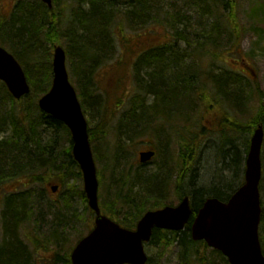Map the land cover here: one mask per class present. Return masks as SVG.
Segmentation results:
<instances>
[{
  "label": "trees",
  "instance_id": "obj_1",
  "mask_svg": "<svg viewBox=\"0 0 264 264\" xmlns=\"http://www.w3.org/2000/svg\"><path fill=\"white\" fill-rule=\"evenodd\" d=\"M177 1L187 0H170L167 5L163 4L158 8L176 11L179 8ZM211 1L217 11L214 13V20L210 16L213 14L212 7H209ZM211 1L188 0L186 4L194 8L196 15L193 17L196 27L190 26L194 28L191 30L185 17L180 15L163 17L160 14L149 20L153 10L150 8H154L157 0H53L52 9L42 0H14L11 13H0V46L20 62L31 87L29 95L16 100L0 81V190L9 181L19 183L16 191L0 200V226L3 235L0 264H34L35 254L41 243H45L46 248L54 246L58 250L53 264H72L71 251L94 226L95 215L88 207L82 186H77L83 176L73 158L71 133L61 121L42 112L38 106L39 100L52 87L55 45H60L67 51L70 80L78 92L83 112L87 115L92 110H98V122L89 126V136L96 162L99 163L101 159L106 161L104 171L111 173V187L108 190L110 195L103 199L100 194L103 212L123 227L135 229L147 211L175 205L176 200L168 201L164 198L166 184L171 179L165 159L159 160L155 170L148 171L144 168L149 164L135 165V159L131 155L132 145L142 137L151 138V133L156 129L170 130L177 137L180 154L179 160H175L179 180L174 193L177 200L190 195L194 212L181 233L154 230L147 247L165 251L177 245L180 249L179 264H229L220 252L210 249L205 242L194 241L191 227L205 200L216 197L226 201L233 193V189L229 192L230 184L234 186V183H229L225 188L227 190L213 185L197 186L196 159L199 147L196 129L200 125L201 111L191 113L190 118L196 115L188 128L179 124L185 118L174 113L175 106L186 101L189 106L201 105L202 108L216 99L214 93H236L243 89L246 82L243 74L225 66L226 63H222L223 70L220 73L213 69V62L225 52L239 54L243 29L232 7L233 1ZM220 8L223 9L222 12ZM136 17L143 28L149 25L167 28L171 37L167 43L150 45L153 48L142 47L146 52L141 54L132 67L138 88L145 94L139 100L133 97L132 107L121 119L119 135L112 137L109 128L114 112L108 106L110 92L101 90L97 76L99 69L107 64L104 59L112 54L115 47L116 30L120 22L131 26ZM179 41L188 42L191 46L189 51L197 52L199 63L205 68L202 75L196 74L191 66L188 58L192 55H185V51L177 47ZM184 62L187 69H183ZM142 73L144 77L141 80ZM167 73H171V76ZM192 74L195 77H187ZM253 89L260 97L261 105L246 123L245 130L251 132L257 125L264 126V90L257 84ZM166 93L176 94H172L167 100ZM200 93L204 94L205 99L199 98ZM146 96L154 97L158 100L157 105L167 106L166 109L160 111L159 108L152 107L151 112V104L145 106ZM163 111H167L165 119L168 120L165 124L159 121ZM151 116L156 121L152 122ZM173 116H178L179 120L174 121ZM58 132L60 133L57 134ZM101 145L106 146L107 156L99 154L98 147ZM227 156L224 155V161ZM185 157L189 158V162L182 160ZM231 159V163H224L217 172L223 174L232 168L236 175L240 168V158L238 159V154H233ZM155 164L153 161L152 165ZM187 165L190 166L189 169H186ZM101 173L103 176V171L98 169V177H101ZM50 178H54L64 189L59 201H46L47 189H39ZM72 180L75 185L71 186ZM99 181L101 183L103 179L101 181L99 178ZM261 191L263 212L260 238L264 252V179ZM75 198L84 203L82 212L76 207ZM44 205L47 213L52 215V220L46 219L48 214L43 210ZM85 212L91 219H84ZM45 220L51 226L50 231L38 234ZM81 222L88 228L87 234L80 235L73 247L64 251L63 240L68 237L67 232L75 229L77 223L79 225ZM202 251L206 254H202ZM148 264H152L151 258Z\"/></svg>",
  "mask_w": 264,
  "mask_h": 264
},
{
  "label": "rangeland",
  "instance_id": "obj_2",
  "mask_svg": "<svg viewBox=\"0 0 264 264\" xmlns=\"http://www.w3.org/2000/svg\"><path fill=\"white\" fill-rule=\"evenodd\" d=\"M210 2L211 0H207ZM170 2V0H157V4L154 5V8L152 10L151 18L149 20H152L156 17H158L160 14L161 16L165 15H171V16H183L185 17V21L187 20V23L190 26L196 27L193 22V17H195V10L192 9L186 2L177 1V6L179 7L176 11L175 10H169L168 8L159 9V6L167 5ZM205 4H203L204 6ZM232 7L234 9V12L236 13L237 20L240 22V25L243 29L242 34V40H241V49L239 50V54H236V52L233 51H227L224 53V55L216 62H213L215 66L213 69L216 73L222 72V63H226L225 66L232 68L236 72H240L243 74L246 78V82L243 89L237 90L236 98L234 101V104L230 103L231 109H229V116L231 120L234 122L240 123V125L243 127L247 121L252 118V116L255 114V111L259 108L261 105L260 103V97L255 93L253 87L255 84L257 86H260L264 90V0H234L232 3ZM156 6V8H155ZM14 7V0H0V13H11L12 9ZM208 5L206 4L205 8H207ZM209 7H212L213 14L211 13L210 16L215 18L214 13H217L215 10V5L212 3L209 4ZM207 10V9H206ZM222 8H220V12H222ZM188 18H192V20H189ZM136 21H133L131 26H127L125 23L120 22V25L118 26L116 30V42L115 47L112 51V54L107 56L108 58L104 59L107 63L105 66L101 67L98 71L97 79H99L100 88L103 92L105 90H108L109 93V102L108 106L110 108V111L114 112V117L111 122V127L109 128V131L111 132L112 137L114 135H119L120 129H121V119L123 118L124 113L132 107V99L133 97L135 100H139V98L144 95L145 93L140 92V89L138 88L139 84L135 80L133 75V63L135 60H138L146 51H143V46H146V48H153L150 45H154L155 43H167L168 40H170L171 35L167 32V28H161L160 26H153L149 25L145 28H143L138 21V17L135 18ZM200 33H203V31H200ZM155 46V45H154ZM177 47L185 51V55L191 54L192 56L188 58L190 61V64L194 70V72L198 75H202L205 71L204 66L202 63H199V59L197 57V52H191L188 42H181L179 41L177 43ZM145 48V49H146ZM135 51V52H134ZM230 52V53H229ZM187 62V59H186ZM186 62H184L183 69H187ZM119 63V66L118 64ZM181 63V62H180ZM211 63V64H213ZM245 66V69L247 70H253L254 73L252 74L250 71L244 72L241 71V66ZM193 73V71H191ZM168 76H171V73H167ZM165 76H167L165 74ZM144 77V73L140 76V79L142 80ZM187 77H195V74H192L191 76L188 75ZM126 78V81H125ZM249 79V80H247ZM139 80V79H137ZM139 80V81H141ZM255 82V83H252ZM144 83V82H143ZM105 89V90H104ZM167 96L165 99L169 100L170 96L172 94L176 93H166ZM182 94V93H181ZM179 94V95H181ZM239 98V99H238ZM145 106L147 104H151V112L152 107L161 109H166L167 106L164 105H157V101L154 97H145ZM205 99V98H204ZM238 99V100H237ZM130 100V101H129ZM184 102V101H183ZM212 102H209L207 107H203V111L207 112H215L214 108L216 105L210 104ZM201 106V105H200ZM195 107V105H188L187 101L174 109V113H178L182 116L183 119L179 124L184 126L185 128H188L190 124L192 123V120L194 119L195 115L191 116V113H195L197 111H201V107ZM140 110V109H139ZM142 111V110H140ZM148 112V110H146ZM167 111H163V113L159 116V121L161 123H166L168 118L165 119ZM184 114H186L184 116ZM224 115V114H223ZM87 120L89 126H93L95 123L98 122V110H92L87 115ZM151 121H156L154 116H151ZM172 119L174 121L179 120L178 116H173ZM200 120V119H199ZM214 122L217 123V126H213V131L215 132L219 127V121L215 120ZM164 123V124H165ZM200 125L198 130V133H196L197 140H198V147L199 151L197 153V161H196V171L198 175V184L197 186H203V187H220L225 189L229 183L233 182L234 186H239L241 183V180L243 179V167L246 160V153L245 149L246 147H249V140L251 139L252 133L248 130H235L234 132V140L235 142V151L238 154V159L240 163L239 172H236L231 168L230 170H227L226 172L218 173L217 170L219 167H223L224 163H231V156L234 154L233 151H231V154L227 156L226 161L221 163L222 160L218 158V150L214 146V133H210V127L208 126L206 133H204V130L201 131L200 129L202 126V123L207 124V121H204V119H201L199 121ZM221 126V124H220ZM226 126V125H225ZM223 127V126H221ZM221 127H219L221 129ZM219 130V129H218ZM58 132L57 134H59ZM210 133V134H209ZM152 137H142L141 140H138L135 144L131 147V155L134 160V164H138V158L139 153L146 150V149H156L159 152V157L155 158V165H149L145 170L151 171L156 169V165L161 160V158L165 159V165L168 167V174L171 175L170 181H168V184H166V192L164 198L168 201L176 200L175 204H178V200L175 196V190H176V183L177 180H179V170L178 168H175V160H179V148L178 143H176L177 137L175 136L172 131L167 129H156L154 132L151 133ZM178 141V140H177ZM99 148V154L107 156V150L105 145H101ZM234 151V152H235ZM264 151V148H263ZM126 153V152H123ZM162 156V157H161ZM123 157V156H122ZM96 159V155H95ZM189 162V158L187 159ZM187 162V163H188ZM103 167H107L106 161L104 162L103 159L97 162V168L103 171V176L101 173V181L103 179V182L100 183V191L99 193L104 198H107L110 193L108 194V190L111 187V173L104 171ZM190 166L187 165L186 169H189ZM71 186L75 185L73 183V180L70 182ZM83 186V179L80 180L79 183H77V186ZM232 185V184H230ZM19 186V183H14V181H9L8 184L3 186V188L0 190V200H2L5 196L11 194L12 192L17 190V187ZM52 186H58L60 187L59 190L56 193H53L51 191ZM75 186V187H77ZM43 187L47 189L46 194V201L48 200H55L59 201L62 198V194L64 192V189L59 186L58 183L55 182L54 178H50L49 181L44 184L43 186L39 187L40 190H43ZM234 187V188H235ZM233 188V189H234ZM19 189V188H18ZM228 189V188H227ZM225 189V190H227ZM230 192V191H229ZM74 203L76 204V207L79 209L80 212L84 210V203L78 199L75 198ZM46 204V202H45ZM47 205V204H46ZM44 205L43 210L45 213H47V207ZM1 203H0V221H1ZM48 216L46 217L47 220H52L53 217L51 214L47 213ZM46 214V215H47ZM86 218L85 220L91 219V216L87 215V212H85L84 215ZM47 220H45V223L43 222L42 228H39L38 234H45L50 231V225L47 224ZM84 220V221H85ZM70 222V220H69ZM1 223V222H0ZM73 224V222H70ZM32 230V227L29 228ZM88 228L85 226L83 222H81L79 225L77 223V226L75 229L67 232L68 237L64 239V251H68L75 242L77 241L78 237L80 235L87 234ZM3 235L2 230L0 226V244L3 242ZM45 243H41L39 245V249L35 254L34 264H53L54 263V256L56 255V248L54 246H49L48 248L44 247ZM34 249V247H32ZM72 252V251H71ZM147 253L152 259V264H179L180 263V249L177 245H173L169 247L167 250L162 251L161 248L157 247H147ZM202 254H206L205 252H201ZM71 255V253H70Z\"/></svg>",
  "mask_w": 264,
  "mask_h": 264
},
{
  "label": "water",
  "instance_id": "obj_3",
  "mask_svg": "<svg viewBox=\"0 0 264 264\" xmlns=\"http://www.w3.org/2000/svg\"><path fill=\"white\" fill-rule=\"evenodd\" d=\"M42 1L49 8L53 7V0ZM0 81L16 100L30 93V85L21 64L1 46ZM39 108L69 128L73 157L83 174L88 205L96 215L94 229L71 253L72 264H147L149 257L145 244L150 242L153 230H184L193 214L190 197L186 196L178 206H166L147 212L135 230L122 227L102 213L97 166L89 139L88 122L77 91L70 81L66 51L58 45L54 47L52 88L39 100ZM263 140L264 130L260 126L251 140L245 184L227 202L208 198L192 224L193 240L205 241L209 247L219 250L230 264H264L259 238ZM154 156V151L141 152L140 161L147 163ZM58 189V186L52 187L54 193Z\"/></svg>",
  "mask_w": 264,
  "mask_h": 264
},
{
  "label": "flooded vegetation",
  "instance_id": "obj_4",
  "mask_svg": "<svg viewBox=\"0 0 264 264\" xmlns=\"http://www.w3.org/2000/svg\"><path fill=\"white\" fill-rule=\"evenodd\" d=\"M246 65H243V67L241 66L240 70L244 71V72H248L247 69H245ZM237 93H215V95H218V99H215V103L216 106L214 108L215 112H204L203 113V119L204 121L208 120V123H202V127L200 129H202L201 131L204 130V133H206V130L208 128V126L210 127V133H214V146L217 148V150L219 151L218 156L220 157V159L222 160V162L224 161V155H229V153L231 154V151H233L234 155L237 154V152L235 151V142L236 140H234V131L235 130H239V125L238 122H234L233 120L230 119V117H226L229 116V109H231V105H229L230 103L234 104L235 98ZM201 99H204L203 95L200 94ZM224 114V115H223ZM215 120H218L219 122V127H221V129L218 127V129L214 132L213 131V126L216 125L217 123L214 122ZM221 124V126H220ZM226 125V126H225ZM242 128V126H240ZM209 133V134H210ZM252 136V135H251ZM249 142L251 143V139L249 140ZM249 143V144H250ZM250 148V147H249ZM235 151V152H234ZM245 153L246 155L248 154V147H246L245 149ZM188 159V157H185V160ZM247 159V157H246ZM243 178L245 177V173H246V160H245V164L243 167ZM235 186H230V190L231 191Z\"/></svg>",
  "mask_w": 264,
  "mask_h": 264
},
{
  "label": "bare ground",
  "instance_id": "obj_5",
  "mask_svg": "<svg viewBox=\"0 0 264 264\" xmlns=\"http://www.w3.org/2000/svg\"><path fill=\"white\" fill-rule=\"evenodd\" d=\"M12 54V53H11ZM13 55V54H12ZM14 56V55H13ZM15 57V56H14ZM16 58V57H15Z\"/></svg>",
  "mask_w": 264,
  "mask_h": 264
}]
</instances>
